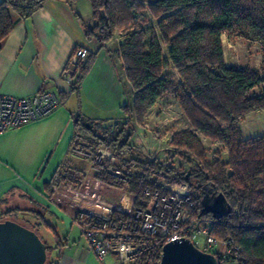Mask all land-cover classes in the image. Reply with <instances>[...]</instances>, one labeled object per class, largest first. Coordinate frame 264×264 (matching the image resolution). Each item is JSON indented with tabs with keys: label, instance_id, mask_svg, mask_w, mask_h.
I'll return each instance as SVG.
<instances>
[{
	"label": "trees",
	"instance_id": "1",
	"mask_svg": "<svg viewBox=\"0 0 264 264\" xmlns=\"http://www.w3.org/2000/svg\"><path fill=\"white\" fill-rule=\"evenodd\" d=\"M43 1L0 0V43L17 21L31 17ZM58 1L70 4L75 0ZM88 1L90 15L77 16L84 35L107 48L131 92L125 91L121 120L104 124L75 114V134L93 136L118 153L131 155L134 149L131 133L127 132L129 118L143 123L157 100L178 88V105L196 133L190 129L177 132L169 147L189 167H176L172 156L159 157L156 165L167 168L172 183L188 185L190 212L199 219L213 221L214 237L232 238L240 248L237 264H264V135L244 139L238 126L249 113L264 110V0ZM144 10L156 21L155 29L149 27V35L142 28L132 27L136 12ZM123 30L125 37L110 45L115 34ZM226 32L250 35L259 43L258 68L225 64L222 35ZM159 38L168 46V59L163 56ZM93 58L89 54L77 66L73 89L77 90ZM169 64L176 70L180 84L162 77ZM255 89L259 92H253ZM198 135L223 145L228 150L227 161L217 158L208 162ZM131 188L140 197L142 185L137 178ZM205 193L226 198L230 210L225 216L215 218L202 212L200 200ZM142 204L138 198L137 205ZM61 210L72 215L67 208ZM27 214H33L36 220L35 228L30 229L36 232L37 225L49 228L40 214ZM12 215L4 213L0 221ZM46 249L48 254L47 245ZM217 260L222 263L220 258Z\"/></svg>",
	"mask_w": 264,
	"mask_h": 264
},
{
	"label": "crops",
	"instance_id": "2",
	"mask_svg": "<svg viewBox=\"0 0 264 264\" xmlns=\"http://www.w3.org/2000/svg\"><path fill=\"white\" fill-rule=\"evenodd\" d=\"M90 12L88 0H44L0 43V94L20 98L51 91L62 99L50 113L0 134V215H24L33 225L35 217L27 213L51 217L46 229L53 231L55 246L46 264H120L113 254L99 261L72 218L47 201L62 163L85 164L69 154L77 129L73 116L112 124L123 118L120 106L125 91L131 92L107 48L85 37L77 16L86 18ZM78 47L94 58L76 90L60 74Z\"/></svg>",
	"mask_w": 264,
	"mask_h": 264
},
{
	"label": "built area",
	"instance_id": "3",
	"mask_svg": "<svg viewBox=\"0 0 264 264\" xmlns=\"http://www.w3.org/2000/svg\"><path fill=\"white\" fill-rule=\"evenodd\" d=\"M87 55L85 48L74 49L60 79L74 85L77 66ZM60 104L59 95L51 91L20 98L0 94V134L38 119ZM69 154L85 164L62 163L47 201L71 211L68 215L99 261L113 254L120 264H160L165 243L188 239L195 245L200 237L203 244L198 249L202 252L220 258L221 264H237L240 248L229 236L214 237L212 220L191 214L188 185L172 183L167 168L156 165V154L135 161L84 133L74 134ZM136 178L142 185L140 197L131 188ZM138 198L142 205H137Z\"/></svg>",
	"mask_w": 264,
	"mask_h": 264
},
{
	"label": "rangeland",
	"instance_id": "4",
	"mask_svg": "<svg viewBox=\"0 0 264 264\" xmlns=\"http://www.w3.org/2000/svg\"><path fill=\"white\" fill-rule=\"evenodd\" d=\"M135 15L136 18L132 27L144 29L147 35L150 33L149 27L156 28V21L149 15L147 10L136 12ZM125 34L126 30H123L121 34L116 33L110 45L116 44V42H114L116 38H118L119 41L123 39ZM160 44L163 56L168 59V46L165 45L162 40H160ZM222 49L225 64L228 66H249L258 68L260 65V46L250 35L226 32L222 35ZM162 77L176 84H180V78L171 64L165 68ZM253 92L257 93L259 90L255 89ZM178 98V88H174L157 100L148 115L144 118L143 123L137 122L136 118H129V128H127V132L131 133L130 144L134 152L128 155V158L131 157L135 161H143L152 154H156L158 157L172 156L173 164L176 167H180L183 170L188 169L189 164L185 159L173 154L168 142V139L172 138L179 131L187 129L194 131L180 110ZM120 115L122 116V114L119 113L117 118L121 117ZM238 126L241 130L242 138L244 139L257 138L264 135V110L249 113L238 123ZM199 138L205 147L206 159L208 162L211 163L217 158H220L224 162L227 161L228 150L223 145L218 142L209 141L202 136H199ZM44 218L51 224V217L48 214ZM9 219L28 228L34 227L33 221L28 220L24 215H12ZM74 229H78V227L75 225ZM35 230H37L36 232L49 248L48 250H53L55 246L53 231L51 229H46L43 225H37ZM195 242L197 248L202 247L203 240L200 237L197 238Z\"/></svg>",
	"mask_w": 264,
	"mask_h": 264
},
{
	"label": "water",
	"instance_id": "5",
	"mask_svg": "<svg viewBox=\"0 0 264 264\" xmlns=\"http://www.w3.org/2000/svg\"><path fill=\"white\" fill-rule=\"evenodd\" d=\"M201 210L221 218L230 210L222 194H203ZM45 242L34 230L14 221H0V264H45ZM160 264H218L217 258L202 252L188 239L169 241L161 250Z\"/></svg>",
	"mask_w": 264,
	"mask_h": 264
}]
</instances>
